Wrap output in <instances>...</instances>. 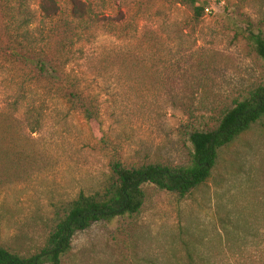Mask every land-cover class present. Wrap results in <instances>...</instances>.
Here are the masks:
<instances>
[{"label":"rangeland","instance_id":"obj_1","mask_svg":"<svg viewBox=\"0 0 264 264\" xmlns=\"http://www.w3.org/2000/svg\"><path fill=\"white\" fill-rule=\"evenodd\" d=\"M39 1L0 4V246L24 258L43 245L54 205L101 189L111 157L187 166L182 126L211 131L264 85L247 38L264 37V0H208L199 22L176 1L80 0L87 18L57 24L48 44ZM62 1L58 23L68 20ZM21 46L43 48L63 84L38 82ZM63 87L93 101L96 123L66 104ZM142 191L138 213L76 233L61 264H264V119L218 150L189 196Z\"/></svg>","mask_w":264,"mask_h":264},{"label":"trees","instance_id":"obj_2","mask_svg":"<svg viewBox=\"0 0 264 264\" xmlns=\"http://www.w3.org/2000/svg\"><path fill=\"white\" fill-rule=\"evenodd\" d=\"M3 1L6 2V7L12 2L0 0V4ZM167 1H176L188 7L195 22L202 19L205 6L208 4V0ZM59 2L61 0L39 1V19L42 25L39 42L46 41L48 44L54 31L56 38V34H59L57 24L61 29H64L65 24L70 30L71 23L84 22L89 14V10L80 0H65L62 2H66L65 8L68 6V20L58 23L63 8ZM29 24L30 21H21L20 26L26 27ZM26 36L25 34L23 38ZM247 38L253 45L256 55L264 62L262 34L251 30ZM19 50L17 57L29 67L38 82L63 84L62 67L54 62L43 48L35 49L33 46L31 50H26L21 46ZM61 92L66 104L78 110L90 126L96 123L97 113L93 101L88 96L64 87ZM262 119L264 85L249 92L242 100L235 101L232 108L221 116L215 129L197 131L190 125L182 126L186 129V136L192 148L191 160L187 166L145 164L127 168L119 159L111 157L108 162V176L98 192L91 195L80 193L72 201L53 206L44 243L37 251L24 258L0 246V264H61L62 258L70 250L72 238L76 233L88 229L94 223L109 222L138 213L144 202L142 191L144 185H152L160 191L180 198L189 196L210 177L216 166L218 150L231 144ZM191 260L192 257L189 255L187 261Z\"/></svg>","mask_w":264,"mask_h":264}]
</instances>
